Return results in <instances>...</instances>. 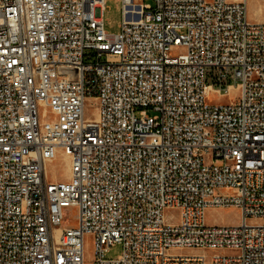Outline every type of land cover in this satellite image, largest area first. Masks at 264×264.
<instances>
[{
  "label": "built area",
  "instance_id": "obj_1",
  "mask_svg": "<svg viewBox=\"0 0 264 264\" xmlns=\"http://www.w3.org/2000/svg\"><path fill=\"white\" fill-rule=\"evenodd\" d=\"M151 1L109 34L106 0H0V264H84L85 234L91 264H264V22ZM225 207L236 224L207 223Z\"/></svg>",
  "mask_w": 264,
  "mask_h": 264
},
{
  "label": "rangeland",
  "instance_id": "obj_2",
  "mask_svg": "<svg viewBox=\"0 0 264 264\" xmlns=\"http://www.w3.org/2000/svg\"><path fill=\"white\" fill-rule=\"evenodd\" d=\"M145 3H151V0H145ZM105 10L102 14L104 30L109 34H116L119 31V25L122 20L121 3L120 0H106ZM247 18L251 22L260 21L264 22V0H247ZM236 83V82H232ZM237 96L235 91H226L222 96H215L212 103H228V101ZM96 101L94 98H87L85 100V115L90 117L95 115ZM152 114V112H149ZM47 166V174L49 179L56 178L57 180H65L68 178V160L61 150H56L55 158ZM226 190L220 191V193H225ZM166 211L165 214H168ZM63 220L62 226H74L76 224V207H66L63 209ZM206 221L209 224L218 225H234L238 222L239 211L234 207L225 208H208L205 212ZM252 220V219H250ZM84 244V260L85 264H91L93 256L94 240L89 234L83 236ZM122 250V246L119 243L112 244L109 249L105 252V258L112 259L116 258ZM171 252L179 254H192V250L188 249H174ZM227 252V251H226Z\"/></svg>",
  "mask_w": 264,
  "mask_h": 264
},
{
  "label": "bare ground",
  "instance_id": "obj_3",
  "mask_svg": "<svg viewBox=\"0 0 264 264\" xmlns=\"http://www.w3.org/2000/svg\"><path fill=\"white\" fill-rule=\"evenodd\" d=\"M260 21H261V19H260ZM233 92V91H232ZM54 161V160H53ZM68 167H69V165H68ZM53 178H54V176H53ZM84 264H85V262H84ZM88 264V263H87Z\"/></svg>",
  "mask_w": 264,
  "mask_h": 264
}]
</instances>
